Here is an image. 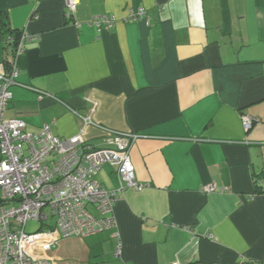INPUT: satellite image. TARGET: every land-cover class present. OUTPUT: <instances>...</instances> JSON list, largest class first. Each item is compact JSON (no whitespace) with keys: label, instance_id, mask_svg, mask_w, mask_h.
Listing matches in <instances>:
<instances>
[{"label":"crops","instance_id":"0c3cea01","mask_svg":"<svg viewBox=\"0 0 264 264\" xmlns=\"http://www.w3.org/2000/svg\"><path fill=\"white\" fill-rule=\"evenodd\" d=\"M0 14L36 37L21 54L0 37V63L17 70L4 119L61 139L82 130L98 148L105 129L140 134L129 156L147 187L119 195L113 228L63 239L47 258L264 264V0H77L69 17L65 0H0ZM99 15L113 26L98 31ZM95 179L119 187L109 164Z\"/></svg>","mask_w":264,"mask_h":264},{"label":"built area","instance_id":"2783aa9c","mask_svg":"<svg viewBox=\"0 0 264 264\" xmlns=\"http://www.w3.org/2000/svg\"><path fill=\"white\" fill-rule=\"evenodd\" d=\"M76 6L77 0H65V14L71 16ZM143 15L140 9L131 20ZM114 21L112 16L99 15L91 25L100 31L112 27ZM33 40L35 36L22 31L17 40L8 36L2 43L21 54ZM16 76V69L8 73L0 63V264H55L46 254L58 242L113 228L115 222L109 215L119 195L126 189L141 192L147 187L136 180L129 156L140 134L105 129L109 146L98 148L83 138L82 130L69 139L55 137L46 125L29 133L22 120L3 118ZM82 124H91L90 118H83ZM252 124L253 119L242 117L245 130ZM104 164L113 168L117 190L108 191L96 181ZM201 190L210 193L215 187L206 185ZM50 218L54 221L48 225ZM28 221L40 227L27 233ZM114 236L118 239V234ZM120 253L118 241L114 257Z\"/></svg>","mask_w":264,"mask_h":264},{"label":"trees","instance_id":"16d2710c","mask_svg":"<svg viewBox=\"0 0 264 264\" xmlns=\"http://www.w3.org/2000/svg\"><path fill=\"white\" fill-rule=\"evenodd\" d=\"M21 32L22 31H20V32L12 31L9 28L8 18L6 17V15L0 14V37H2L3 40L6 39L8 36H12L13 39L17 40L18 37L21 35ZM1 63L3 64L5 70H7V69L9 70V71H7L8 73L13 69L12 66L10 67V64H11L10 62L7 63L5 60H2ZM15 83H16V80H15ZM256 188L257 189L255 190V193H257V194L264 193V190H262L261 187H258V185H256Z\"/></svg>","mask_w":264,"mask_h":264},{"label":"rangeland","instance_id":"374dc122","mask_svg":"<svg viewBox=\"0 0 264 264\" xmlns=\"http://www.w3.org/2000/svg\"><path fill=\"white\" fill-rule=\"evenodd\" d=\"M53 218H50L48 221V225H50L53 222ZM40 227V224L38 222L28 221L26 223V232L27 233H34L38 228Z\"/></svg>","mask_w":264,"mask_h":264}]
</instances>
